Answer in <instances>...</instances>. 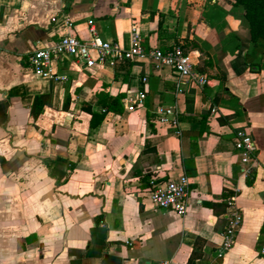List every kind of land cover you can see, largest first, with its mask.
Segmentation results:
<instances>
[{
	"label": "crops",
	"instance_id": "crops-1",
	"mask_svg": "<svg viewBox=\"0 0 264 264\" xmlns=\"http://www.w3.org/2000/svg\"><path fill=\"white\" fill-rule=\"evenodd\" d=\"M183 2L0 0V264H264V64L256 72L245 62L242 8ZM65 14L84 40L92 19L103 39L126 48L134 26L147 48L180 44L209 83L178 94L170 67L121 60L88 68L70 56L54 62L67 81L42 78L29 54L66 33ZM142 91L145 104L128 110ZM39 94L51 103L35 118ZM168 106L177 107V128L154 120ZM241 127L255 137L258 162L241 181L236 243L219 258L227 198L242 171ZM183 174L187 214L155 207L153 185Z\"/></svg>",
	"mask_w": 264,
	"mask_h": 264
},
{
	"label": "built area",
	"instance_id": "built-area-1",
	"mask_svg": "<svg viewBox=\"0 0 264 264\" xmlns=\"http://www.w3.org/2000/svg\"><path fill=\"white\" fill-rule=\"evenodd\" d=\"M63 23L66 33L59 40L34 49L29 54V66L42 78L56 82L67 81L69 79L67 75L55 70L54 62L64 56H70L88 68H94L97 65H114L121 60L149 61L156 70L170 67L176 75L175 90L178 94L185 93L189 88L202 89L209 83V78L196 69L191 54L180 44L169 48L154 46L147 48L141 31L134 26L131 46L126 48L119 40L103 39L92 19L89 20V30L92 35L90 40L81 39L73 32L74 22L69 15H64ZM143 80L147 81V77ZM146 97V92L142 91L138 97L127 99L126 108L135 110L138 106H143ZM216 111L217 108L213 107V113ZM153 117L157 122L169 124L175 128L180 124V115L175 106L160 108ZM235 148L240 157L242 171L237 185L227 198V224L217 250L219 258L224 257L236 243L237 234L244 219L238 204V197L242 190L241 181L253 178L258 162L255 137L245 127L239 128L235 133ZM190 193V177L183 174L176 180L155 183L150 192V199L157 208L172 209L177 214L185 216L188 212ZM261 253L264 255V246L261 248ZM161 264H173V259H165Z\"/></svg>",
	"mask_w": 264,
	"mask_h": 264
},
{
	"label": "trees",
	"instance_id": "trees-1",
	"mask_svg": "<svg viewBox=\"0 0 264 264\" xmlns=\"http://www.w3.org/2000/svg\"><path fill=\"white\" fill-rule=\"evenodd\" d=\"M234 2L243 6L244 16L250 28V46L246 52L245 62L252 71L258 72L264 64V0H234ZM49 103H51L50 94L37 95L31 110L33 116L37 118L44 106Z\"/></svg>",
	"mask_w": 264,
	"mask_h": 264
},
{
	"label": "rangeland",
	"instance_id": "rangeland-1",
	"mask_svg": "<svg viewBox=\"0 0 264 264\" xmlns=\"http://www.w3.org/2000/svg\"><path fill=\"white\" fill-rule=\"evenodd\" d=\"M176 1H180V3H182L183 1V3H185V5H188L189 3H191V4H193V1L194 0H176ZM182 1V2H181ZM192 1V2H191ZM227 1H229V3H231L234 7H240V8H242L243 9V6L242 5H236L235 4V2H234V0H227ZM175 3H178V2H175ZM176 9H181V7L179 6L178 8H176ZM244 10V9H243ZM246 21H247V19H246ZM247 23H248V21H247ZM248 25H249V23H248Z\"/></svg>",
	"mask_w": 264,
	"mask_h": 264
}]
</instances>
